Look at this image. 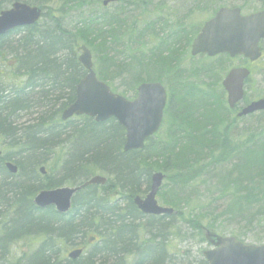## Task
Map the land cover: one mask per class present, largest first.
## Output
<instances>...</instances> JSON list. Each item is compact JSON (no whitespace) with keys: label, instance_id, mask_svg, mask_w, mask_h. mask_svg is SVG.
Wrapping results in <instances>:
<instances>
[{"label":"trees","instance_id":"16d2710c","mask_svg":"<svg viewBox=\"0 0 264 264\" xmlns=\"http://www.w3.org/2000/svg\"><path fill=\"white\" fill-rule=\"evenodd\" d=\"M100 1L0 0V12L14 2L42 11L33 27L0 37V264H177L169 238L194 234L205 243L204 223L237 222L247 209L264 217V127L251 125L246 141L232 144L237 120L223 110L222 91L213 96L215 110H190L181 90L197 99L201 90L185 85L180 69H173L178 62L173 45L164 44L148 58L147 69L115 68L120 55L114 52L105 61L111 69L94 72L109 88L113 77L127 74V89L134 94L139 84L163 83L165 77L164 137L161 126L142 151L124 153V130L113 119L61 121L86 75L77 62L80 46L127 54L122 63L130 67L133 48L144 43L145 34L135 35L133 25L121 20L122 9L108 13ZM189 36L182 32L183 46ZM5 162L15 166V174L7 172ZM155 172L170 183L161 200L174 216H143L132 204L148 192ZM94 175L105 177V185L77 192L67 215L32 203L40 191L80 186ZM197 180L206 189L213 186L218 198L194 203ZM29 239L38 241L36 247L10 261L9 245ZM67 248H82L83 254L69 261L61 256ZM197 264H205L201 254Z\"/></svg>","mask_w":264,"mask_h":264},{"label":"water","instance_id":"95a60500","mask_svg":"<svg viewBox=\"0 0 264 264\" xmlns=\"http://www.w3.org/2000/svg\"><path fill=\"white\" fill-rule=\"evenodd\" d=\"M103 1L106 7L109 2ZM41 12L36 7L23 3H14L10 9L0 12V37L16 28L32 27L40 20ZM264 40V11L241 16L238 9H221L206 22L199 35L191 45L190 55L195 57L205 54L214 57L227 54L230 58L242 56L250 62L260 57L258 43ZM79 65L86 71L85 77L79 81L74 92L73 103L63 111L61 120L66 121L73 116L92 118L96 123L114 119L124 130L123 152L140 151L147 139L156 134L160 128L163 110L166 103V93L159 83H143L136 89V98L127 101L114 95L109 88L99 82L92 71L91 55L85 47L79 48ZM248 76L246 70L236 69L228 73L222 82L230 109L242 98V83ZM264 111V99L246 106L237 116ZM10 174L16 173V168L10 163L5 164ZM43 175L44 170L40 169ZM163 176L155 173L150 178L148 193L143 197H135L133 205L144 216H170L173 211L157 205L156 194L161 187ZM106 179L94 176L79 187L57 188L39 192L33 199L36 209L43 210L53 207L59 215L66 214L70 209V201L79 190L90 186H103ZM204 239L212 247L202 253L206 264H264V245H243L232 237H219L204 230ZM81 250H73L67 255L71 261L77 260Z\"/></svg>","mask_w":264,"mask_h":264},{"label":"rangeland","instance_id":"374dc122","mask_svg":"<svg viewBox=\"0 0 264 264\" xmlns=\"http://www.w3.org/2000/svg\"><path fill=\"white\" fill-rule=\"evenodd\" d=\"M123 1L124 3L119 5L116 3L109 4L106 8L107 12L114 13L122 9L121 20H123L127 26L133 25L132 32L135 35L144 33V43L141 46H135L133 48V51H135V62L130 67L125 66L126 62L122 63V59L125 58L127 54L122 55L121 52L115 50L108 53L105 51V53H103L102 50L96 51L94 47L88 48L91 53L94 72H96L97 69H111L105 61L108 60L114 52L120 55L114 66L117 69L120 67H122V69H143L145 66L149 67V64L146 63L148 58H153L158 52V49L168 43V45H173V47L178 50L175 55L178 62L174 65L173 69H180L185 85L188 84L192 86L195 91L201 90V98L199 99H197V97L191 98L186 94L185 89L181 90V98L187 103L186 106L189 107L190 110L191 108H193V110L199 109V112H205L207 108L215 110L213 96L217 94V91H222L220 82L225 73L230 69H195L210 65L208 64L210 61H198V59L190 58V43L183 46L184 43H181V34L182 32L188 33V35H190L188 41L191 42V39L195 37L202 24L212 17L219 8L228 6L238 7L244 15L251 14L263 9L264 0H254L253 2H246V0H221L220 2H215V0ZM174 32H176V35H174ZM170 42L174 44H169ZM261 47L263 57L255 64L249 66L251 76L246 82V102L264 96V43L261 44ZM166 54V51H163V53L161 52L162 57L166 56ZM143 59H145V62L142 61ZM214 64L221 65L226 64V62L215 60ZM236 64V62H233L230 66ZM149 69L154 68L150 67ZM126 75L127 74L121 75L120 77H113L110 89H113L112 92L114 94L131 101L135 98V94L127 89V83L130 82ZM107 77L108 76H106V79ZM142 77H144V75ZM161 81L163 82L161 84L166 90L167 88L164 84V82L166 83V78L162 76ZM222 97L224 106L226 107L225 95L223 94ZM223 110H225L226 114L230 116L231 119H235L234 115L229 113L227 109ZM251 125L264 127V114L254 115L252 118H244L236 121L233 128H231L235 141L231 143L242 145L247 139L245 133L250 132ZM165 129L166 125H162V137L166 134V132H164ZM195 183L199 185V188L194 194H191V199L194 203L196 202V198H199L200 201H203V198L207 197H213V200L218 198V195L213 194L215 191L213 186L206 189L198 180L195 181ZM168 188H170V183L164 180L161 188L162 190L156 196L157 204L161 207H167L162 202L161 198L165 197ZM194 205L195 204H193V206ZM216 206L215 204L212 211L215 210ZM261 206H264V203ZM192 213H194V211ZM208 213L209 212L206 214ZM242 216L244 219H238L237 222L219 219L214 222L216 225H212V227H208L205 223L201 226L207 227V229L210 228L209 230H214L215 234L222 237H235L245 245H264V217L259 215L257 211H251L250 209L245 210ZM187 237L188 238H183V236L180 235V237L174 236L173 238H169V251L175 254V258L178 261L180 257H182L179 262H176L177 264H197V262H199V255L210 249L202 240V242H200L199 238H196L194 234L188 235ZM37 242V240L29 239L10 244L8 247V259L10 261L19 259L22 254L32 251L36 247ZM70 249L71 248L63 249L61 251V256L65 257ZM186 252L190 255L189 259L184 256Z\"/></svg>","mask_w":264,"mask_h":264},{"label":"flooded vegetation","instance_id":"af4514ba","mask_svg":"<svg viewBox=\"0 0 264 264\" xmlns=\"http://www.w3.org/2000/svg\"><path fill=\"white\" fill-rule=\"evenodd\" d=\"M221 8H225V7H221ZM226 8H229V9H234V7L232 6H228ZM220 9V8H219ZM240 11V14L241 16H246L244 15L241 10L239 9ZM216 13V12H215ZM214 13V14H215ZM213 17V16H212ZM201 28V27H200ZM200 31V29H199ZM199 31L196 33V35L199 33ZM195 35V37H196ZM190 37V36H189ZM193 37L191 39V42L192 40L195 38ZM263 57V51H262V47H261V58ZM195 59H198V61H201V60H204V61H210L208 64L210 65H206V66H201V67H198V68H195V69H243V70H247L249 72V76L248 78L251 76V70L249 69V66L255 64V63H250L248 60L244 59L243 57H235V58H229L227 55L225 54H222V55H218V56H215L213 58H208L206 55H198L195 57ZM215 60H221L223 62H226V64H221V65H216L214 64ZM233 62H236L237 64L234 65V66H230ZM240 62V63H239ZM258 62V61H257ZM230 66V67H229ZM182 69V68H181ZM229 70V71H230ZM227 71L225 73V75L229 72ZM224 75V77H225ZM248 78L244 81L243 83V91H244V94H243V99L241 101V103H239L238 105L235 106L234 108V111H235V115L244 107L246 106L245 105V100H246V95H245V90H246V82L248 81ZM254 101V100H252ZM250 101V102H252ZM158 218V217H156ZM160 218V217H159Z\"/></svg>","mask_w":264,"mask_h":264}]
</instances>
